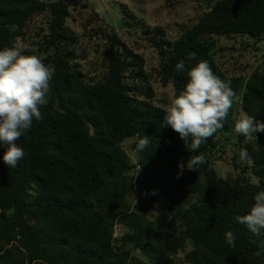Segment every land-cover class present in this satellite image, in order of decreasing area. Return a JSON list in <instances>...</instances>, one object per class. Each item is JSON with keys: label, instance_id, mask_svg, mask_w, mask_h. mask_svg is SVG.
Returning <instances> with one entry per match:
<instances>
[{"label": "trees", "instance_id": "1", "mask_svg": "<svg viewBox=\"0 0 264 264\" xmlns=\"http://www.w3.org/2000/svg\"><path fill=\"white\" fill-rule=\"evenodd\" d=\"M163 1L170 5L178 0ZM79 4L0 0V50L15 45L34 16L49 11L42 61L55 68L46 103L40 106L43 119L33 120L17 141L25 156L16 167L3 162L7 145L0 143V264H177L175 258L188 244L187 264H264V253L255 255L264 236L235 220L264 191V131L246 143L248 137L239 138L257 183L220 177L209 154L216 152L218 136L229 131L231 110L222 129L190 150L171 127H163L164 107L154 103L144 58L118 37L107 55L105 79L85 81L72 64L66 27L71 9ZM239 35L264 37V0H219L175 42L165 41L162 85L172 84L179 95L188 77L175 65L195 52L191 66L208 61L235 94L244 89L242 108L254 123L264 122V72L254 71L243 86L205 46L206 36ZM143 136L151 143L138 151L136 141ZM128 140L153 195L168 203L162 217L148 219V207L134 213L129 204L136 166L121 147ZM200 154L205 163L199 170L185 167L177 178L178 164ZM241 163L238 151L236 167ZM189 194L197 204L185 210ZM117 225L126 230L120 239L115 237ZM227 231L236 235L235 247L226 242ZM128 244L142 260L131 255Z\"/></svg>", "mask_w": 264, "mask_h": 264}, {"label": "rangeland", "instance_id": "2", "mask_svg": "<svg viewBox=\"0 0 264 264\" xmlns=\"http://www.w3.org/2000/svg\"><path fill=\"white\" fill-rule=\"evenodd\" d=\"M39 1L52 4L57 0ZM79 1V6L71 9L66 24L72 37L69 48L73 51L74 68L88 83L102 82L107 75L108 52L114 37H118L144 58L145 71L155 92L154 103L165 107L169 103V97L174 95V88L172 84L163 86L161 83L163 43L175 42L186 30L197 24L219 0H178L170 5L163 0ZM49 25V11L37 14L27 23L22 36L16 40V44L24 48L23 54L37 55L43 60L44 37L49 33ZM204 42L218 66L229 76L241 78L244 81L243 86L254 71L264 72V37L206 36ZM243 90L241 88L234 97L229 131L217 138L216 152L209 154V157L220 177H245L252 183H257L251 175V161L248 158L245 157L239 167L235 165L236 155L239 148H242L239 146L242 135L234 131L233 117L239 118L245 113L242 108ZM250 140L251 137H248L244 143ZM121 147L137 167L138 158L133 151V141H125ZM134 170L131 175L135 190L128 197L133 212L140 213L148 207V219L162 217L167 210V201L153 195L151 182L148 178H142L146 175L142 169ZM125 232V228L118 225L115 228L116 239H120ZM128 249L132 256L142 260L133 244H128ZM191 249L188 244L175 258L176 263L187 264L185 256Z\"/></svg>", "mask_w": 264, "mask_h": 264}, {"label": "clouds", "instance_id": "3", "mask_svg": "<svg viewBox=\"0 0 264 264\" xmlns=\"http://www.w3.org/2000/svg\"><path fill=\"white\" fill-rule=\"evenodd\" d=\"M23 53L24 48L20 44L0 50V143L7 145L3 162L12 168L25 156L24 149L18 146L17 141L32 127L33 120L43 119L40 106L46 103L55 72L54 66L46 65L39 56ZM195 58L196 53L190 52L176 63L175 70L186 71L188 80L179 95L169 97L163 117V127H171L190 150L199 149L204 140L224 127L236 95L230 81L217 76L208 61L200 60L191 66L190 62ZM233 119L234 131L244 137L264 131V122L254 123L246 113ZM150 143L147 136L138 138L137 150L143 151ZM241 152L243 162L246 150L242 149ZM204 163L203 154L191 156L186 165L181 161L177 178L185 167L189 171H197ZM188 199L190 204H185V210L197 204L195 196L189 194ZM235 220L254 235L264 236V191L255 194L254 203L247 214L238 215ZM225 239L235 247L236 235L233 231H227ZM262 253L264 242L255 255L260 257Z\"/></svg>", "mask_w": 264, "mask_h": 264}, {"label": "water", "instance_id": "4", "mask_svg": "<svg viewBox=\"0 0 264 264\" xmlns=\"http://www.w3.org/2000/svg\"><path fill=\"white\" fill-rule=\"evenodd\" d=\"M97 1V0H96ZM96 3H98V2H96ZM241 150H242V148H239V155H240V157H242V152H241Z\"/></svg>", "mask_w": 264, "mask_h": 264}, {"label": "built area", "instance_id": "5", "mask_svg": "<svg viewBox=\"0 0 264 264\" xmlns=\"http://www.w3.org/2000/svg\"><path fill=\"white\" fill-rule=\"evenodd\" d=\"M135 169H141V167L140 166H137ZM135 171V170H134Z\"/></svg>", "mask_w": 264, "mask_h": 264}, {"label": "crops", "instance_id": "6", "mask_svg": "<svg viewBox=\"0 0 264 264\" xmlns=\"http://www.w3.org/2000/svg\"><path fill=\"white\" fill-rule=\"evenodd\" d=\"M218 137H219V136H218ZM142 178H144V177H142ZM117 226H118V225H117ZM117 226H116V227H117Z\"/></svg>", "mask_w": 264, "mask_h": 264}]
</instances>
